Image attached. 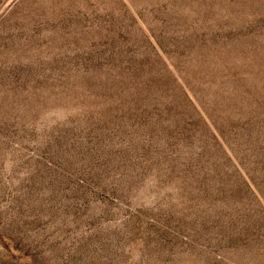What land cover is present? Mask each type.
Returning a JSON list of instances; mask_svg holds the SVG:
<instances>
[{
    "label": "rangeland",
    "instance_id": "obj_1",
    "mask_svg": "<svg viewBox=\"0 0 264 264\" xmlns=\"http://www.w3.org/2000/svg\"><path fill=\"white\" fill-rule=\"evenodd\" d=\"M0 264H264V0H0Z\"/></svg>",
    "mask_w": 264,
    "mask_h": 264
}]
</instances>
